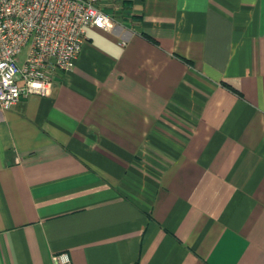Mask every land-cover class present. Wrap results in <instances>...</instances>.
<instances>
[{
	"label": "crops",
	"instance_id": "obj_1",
	"mask_svg": "<svg viewBox=\"0 0 264 264\" xmlns=\"http://www.w3.org/2000/svg\"><path fill=\"white\" fill-rule=\"evenodd\" d=\"M98 5L0 108V264H264V0Z\"/></svg>",
	"mask_w": 264,
	"mask_h": 264
},
{
	"label": "built area",
	"instance_id": "obj_2",
	"mask_svg": "<svg viewBox=\"0 0 264 264\" xmlns=\"http://www.w3.org/2000/svg\"><path fill=\"white\" fill-rule=\"evenodd\" d=\"M111 30L98 0H0V108L48 94L56 71L73 69L88 26ZM53 264H72L67 251Z\"/></svg>",
	"mask_w": 264,
	"mask_h": 264
}]
</instances>
